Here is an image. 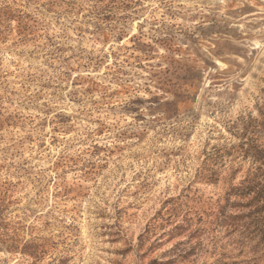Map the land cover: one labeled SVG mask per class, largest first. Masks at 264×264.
<instances>
[{
	"label": "rangeland",
	"instance_id": "obj_1",
	"mask_svg": "<svg viewBox=\"0 0 264 264\" xmlns=\"http://www.w3.org/2000/svg\"><path fill=\"white\" fill-rule=\"evenodd\" d=\"M0 264H264V0H0Z\"/></svg>",
	"mask_w": 264,
	"mask_h": 264
},
{
	"label": "trees",
	"instance_id": "obj_2",
	"mask_svg": "<svg viewBox=\"0 0 264 264\" xmlns=\"http://www.w3.org/2000/svg\"><path fill=\"white\" fill-rule=\"evenodd\" d=\"M245 181H247V180H245ZM249 181V180H248ZM250 182V181H249Z\"/></svg>",
	"mask_w": 264,
	"mask_h": 264
}]
</instances>
